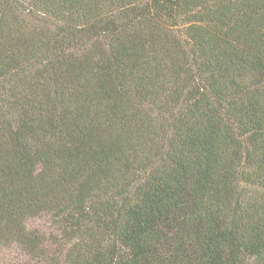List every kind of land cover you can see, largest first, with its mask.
<instances>
[{
    "label": "trees",
    "instance_id": "trees-1",
    "mask_svg": "<svg viewBox=\"0 0 264 264\" xmlns=\"http://www.w3.org/2000/svg\"><path fill=\"white\" fill-rule=\"evenodd\" d=\"M2 249L264 264V0H0Z\"/></svg>",
    "mask_w": 264,
    "mask_h": 264
},
{
    "label": "rangeland",
    "instance_id": "rangeland-1",
    "mask_svg": "<svg viewBox=\"0 0 264 264\" xmlns=\"http://www.w3.org/2000/svg\"><path fill=\"white\" fill-rule=\"evenodd\" d=\"M29 225L32 228H36L39 229L41 231H50L52 229V222L51 220L44 216V217H35L29 220ZM7 255L4 259L2 256ZM21 255V253L19 252V250L17 249H2L0 256H1V260H0V264H5L6 259L10 258V257H16Z\"/></svg>",
    "mask_w": 264,
    "mask_h": 264
}]
</instances>
